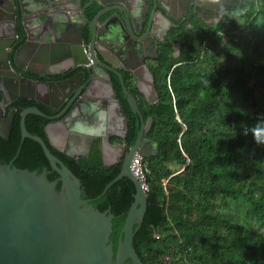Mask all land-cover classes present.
Masks as SVG:
<instances>
[{
	"label": "trees",
	"instance_id": "16d2710c",
	"mask_svg": "<svg viewBox=\"0 0 264 264\" xmlns=\"http://www.w3.org/2000/svg\"><path fill=\"white\" fill-rule=\"evenodd\" d=\"M245 7V15L233 16ZM192 15L173 31L182 55L168 60L166 54L158 63L159 100L142 106L158 152L145 157L147 208L135 223L133 245L147 264H264V143L257 144L250 131L264 121L263 104L255 98L256 89L264 90V0H242L218 23ZM238 29L249 35L251 46L234 55V65L222 67V58L232 55L223 47L225 35ZM19 136L16 118L12 140L0 136V164L14 160L38 172L49 167L30 138L35 157L19 161ZM136 136L137 131L130 144ZM55 152L80 177L82 197L115 214V258L136 184L124 176L102 193L122 162L102 166L99 144L78 160ZM47 176L55 180L60 174L52 169Z\"/></svg>",
	"mask_w": 264,
	"mask_h": 264
},
{
	"label": "flooded vegetation",
	"instance_id": "af4514ba",
	"mask_svg": "<svg viewBox=\"0 0 264 264\" xmlns=\"http://www.w3.org/2000/svg\"><path fill=\"white\" fill-rule=\"evenodd\" d=\"M0 1V136L3 137L2 133L13 116L7 139L11 141L18 118L19 161L26 162L35 157L31 147H40L48 158L39 141L23 138L22 114L26 109H36L37 112L30 111L26 115L27 129L43 137L52 152L65 163L55 149L78 160L87 155L94 144H99L102 149L105 141L101 134L115 129L109 123L111 97L104 99L99 92L101 95L115 92L127 112L129 125L125 136L113 134L109 137L112 143L124 145L123 160L142 128L144 136L150 137L151 118L144 114L142 106L154 102L147 99L145 91L150 90V74L156 83L155 71H158L163 55L167 54L168 60L182 55L181 41L172 37L173 31H179L182 21H187L191 14L197 20L202 18L196 5L208 7L210 12L206 14L209 18L221 21L228 9L242 0H219L218 4H211L209 0H192L188 9L183 4L186 0H66L61 4L58 0ZM129 15L134 18L133 28L127 20ZM63 16L68 23L67 18L72 19L69 31L57 30V23ZM59 42L64 44L65 51L63 49L61 55L55 56L53 51ZM67 44L77 46L80 62L66 54ZM140 75L145 81H140ZM128 92L136 96L142 115L132 110ZM75 102L82 106L83 113L72 125L75 127L79 120H83L94 121L98 127L91 131L74 130L68 123L54 118L51 109L63 117L66 115L64 111ZM90 104L95 105L96 110L88 111ZM105 109L107 112L104 113ZM103 122L106 126L100 129ZM135 131V142L130 144ZM28 138L38 144L27 146ZM109 151L114 157L116 149L110 148ZM52 169L55 168L50 164L42 171L48 173Z\"/></svg>",
	"mask_w": 264,
	"mask_h": 264
},
{
	"label": "water",
	"instance_id": "95a60500",
	"mask_svg": "<svg viewBox=\"0 0 264 264\" xmlns=\"http://www.w3.org/2000/svg\"><path fill=\"white\" fill-rule=\"evenodd\" d=\"M41 1L50 2L53 0ZM65 1L58 0V3L61 4ZM191 1H184L183 4L186 9H188ZM121 3L124 4L122 1ZM0 5H2L1 1ZM195 7L204 20L213 23L219 21V18H209L206 14L208 11L210 12L208 7L202 8L200 5ZM67 20L70 23L66 22L63 16L62 20L57 23V30L62 31L64 29L65 31L67 29L69 31V28L72 27V19L67 18ZM127 20L133 28L135 22L132 15H129ZM65 25L67 28H64ZM63 49L65 51L64 44L57 43L53 55H61ZM66 50L67 55L80 62L75 44L68 45ZM141 80L145 81V77L140 75ZM149 84L150 90L145 91V94L150 102H155L159 100L160 95L151 74ZM84 94L86 95V93ZM98 94L104 99L111 97L109 110L111 121L109 123L115 128L114 130L110 129L109 132L100 133L105 141V146L101 149L102 166H109L119 161L123 162L121 172L106 184L102 193H105L114 182L124 176L130 177L137 189L135 199L127 215L123 234L119 239L115 258L113 245L110 243L115 214L95 206L92 203L94 198L82 197L80 177L52 152L43 137L32 134L27 129L25 123L27 113L30 111L37 112V110L26 109L21 118L23 138L31 137L42 144L50 164L59 172L60 177L51 180L45 171L38 172L37 170L19 167L13 161L0 164V264H124L128 257H131L132 261L126 264H147L135 249L133 241L135 230L138 229V227L135 229V223L143 221L147 208L148 186L140 166L133 165L132 162L136 154L144 157L156 154L158 141L144 136L145 132L142 128L139 131L138 139L129 149L126 159L123 160L124 145L112 143L109 137L113 134L125 136L129 125L127 112L115 92L110 93L109 91L102 95L99 92ZM23 96L29 97L25 94ZM128 99L132 110L138 111L142 115L136 96L128 92ZM51 110L52 114H55V119L59 118V122L68 123L74 130L91 131L98 127L94 121L83 120H79L80 124L77 122L75 127L72 125V122L76 118L80 119L83 113L82 106L77 102L64 111L66 115L63 114V117H61L62 114L56 115L57 110ZM87 110H96L95 105H91ZM103 112H107V109ZM13 119L14 117L11 116L5 132L2 133L6 139L10 136ZM78 125L79 128H77ZM99 126L101 129L106 125L103 122ZM110 148L116 149L114 157L110 154ZM20 149L21 145L18 148V153ZM59 180L62 181V187L58 190L57 183Z\"/></svg>",
	"mask_w": 264,
	"mask_h": 264
},
{
	"label": "rangeland",
	"instance_id": "374dc122",
	"mask_svg": "<svg viewBox=\"0 0 264 264\" xmlns=\"http://www.w3.org/2000/svg\"><path fill=\"white\" fill-rule=\"evenodd\" d=\"M238 23L240 26H242L244 24L243 18H239ZM222 44L225 50L232 54L228 58L226 56L222 58V67H226L227 65H234V55L243 54L244 52H246L247 49L251 46V41L249 35L245 33L243 29H238L233 34L225 35ZM230 78L231 77L228 75V79ZM255 98L262 102V107L264 109V90H261L260 88L256 89ZM260 169H264V163L262 164ZM165 258L167 259L168 257L166 256Z\"/></svg>",
	"mask_w": 264,
	"mask_h": 264
},
{
	"label": "clouds",
	"instance_id": "9594fccd",
	"mask_svg": "<svg viewBox=\"0 0 264 264\" xmlns=\"http://www.w3.org/2000/svg\"><path fill=\"white\" fill-rule=\"evenodd\" d=\"M211 4H218L219 0H209ZM248 9L245 7L243 9H237L233 12L234 17H241L247 13ZM79 128V125L77 126ZM253 138L257 144L264 143V121L258 122L254 127L250 129Z\"/></svg>",
	"mask_w": 264,
	"mask_h": 264
},
{
	"label": "built area",
	"instance_id": "2783aa9c",
	"mask_svg": "<svg viewBox=\"0 0 264 264\" xmlns=\"http://www.w3.org/2000/svg\"><path fill=\"white\" fill-rule=\"evenodd\" d=\"M132 164L140 166L142 175L144 177H146V173L149 171V169L147 167V163L145 161V157L144 156H142L140 154H136L134 159H133Z\"/></svg>",
	"mask_w": 264,
	"mask_h": 264
}]
</instances>
